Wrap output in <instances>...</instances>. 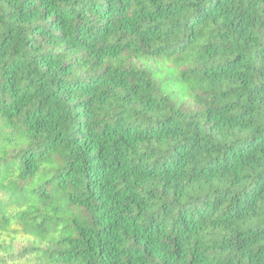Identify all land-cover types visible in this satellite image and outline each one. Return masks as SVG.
I'll return each instance as SVG.
<instances>
[{
	"label": "trees",
	"instance_id": "16d2710c",
	"mask_svg": "<svg viewBox=\"0 0 264 264\" xmlns=\"http://www.w3.org/2000/svg\"><path fill=\"white\" fill-rule=\"evenodd\" d=\"M0 264H264V0H0Z\"/></svg>",
	"mask_w": 264,
	"mask_h": 264
}]
</instances>
